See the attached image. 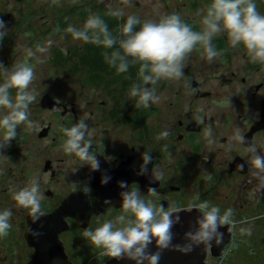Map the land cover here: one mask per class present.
Masks as SVG:
<instances>
[{"label": "flooded vegetation", "instance_id": "1", "mask_svg": "<svg viewBox=\"0 0 264 264\" xmlns=\"http://www.w3.org/2000/svg\"><path fill=\"white\" fill-rule=\"evenodd\" d=\"M39 1L0 0V19L5 22L7 31L3 39H0V64L8 66L9 61L6 62V59L28 57L25 55L26 46H39L41 42L37 41L41 37H62L67 33L64 34V30L70 24L75 26L77 18L64 20L61 13L49 11V8L39 4ZM114 1L106 0L109 5ZM259 2L262 4L264 0ZM106 11L101 8L93 13L104 17L108 15L109 11ZM50 17H53V20ZM57 49L56 47L53 50ZM87 58L93 62L95 58L101 57ZM193 61L192 65L186 67L182 79L161 80L155 86L161 99L150 108L138 106L137 98L126 96L119 100L115 95L112 101L89 103L90 107L85 111L73 103L60 102L51 93L37 95V102L42 111L50 112L53 118L42 126L38 139H34L31 131L22 125L16 139L0 153V209L11 208L13 211L12 229L7 237L0 239V264H32L35 253L28 237L32 220L30 212L18 207L9 191L10 188L27 185L15 182L17 170L23 177L39 173L45 175L49 187L44 190L42 209L47 214L56 212L68 198L74 195L78 197L77 216L65 218L70 228L60 234L68 259L74 264H78L80 241L85 243L89 250L94 247L90 240L79 239L78 230H91L97 220L113 219L118 215L117 211H123L120 207V181L127 182L130 191H139L143 199L151 197L154 203L164 207L169 204L186 207L190 202L207 200L212 205L219 206L222 212L223 208H232L236 226L239 227L264 218V187L254 175L256 170L250 162L247 145H236L234 149L228 150V137L239 126L246 138V144L254 142L258 149L264 151V128L251 134L256 124L262 120L264 64L250 60L247 64V69L254 70L263 77L256 84L254 100L250 102L255 118L248 122L233 123L230 118L224 117L223 110L218 107L223 99L220 95L224 91L235 89V94H238L239 98L243 97V103L240 104L247 106L248 102L244 101L242 95L245 92L243 85L248 84L247 77H243L241 82L236 81L243 84L242 88L238 84L237 87L227 86L225 89L222 82L208 74L205 64L208 60L195 57ZM79 62L81 64L77 57V65ZM12 63L14 65L17 61L9 62L10 65ZM89 67V71L83 70L87 73L84 74L87 87L97 83H122L128 78V73L136 71V68L139 70L140 65L135 64L136 68H129L128 72L120 74L110 65L103 64L101 68H95L94 64H91ZM75 75L83 77L80 71ZM233 75L236 74L233 72ZM107 77L110 80H107ZM2 79L3 76L0 75V81ZM213 83V88L208 86ZM131 87L123 84L115 91L127 94ZM15 90H11L13 97ZM262 92L258 98V94ZM47 94L56 101L54 108L42 106V98ZM85 117L92 132L89 137L92 140L90 151L97 155L100 161L99 171L91 170L78 157L64 153L61 147L66 139L62 128L71 127ZM209 129L211 137L205 135ZM165 130L170 134L166 138L157 139ZM41 132L44 136H41ZM209 140L214 142L209 143ZM37 144L40 146L38 150ZM144 152L151 153L153 159L148 165L149 172L139 175ZM35 154L43 158L39 166L40 171L25 163L27 157ZM153 168L162 170L160 181L153 179ZM104 175L110 176L111 180L108 184L101 185ZM10 177L13 181L8 180ZM85 186L92 189L91 203L89 197L83 194ZM150 187L156 188V196L148 193ZM223 188L230 191L225 196ZM83 199L87 201L91 213L89 220L81 218L79 205ZM224 199L229 200L230 207L224 205ZM105 200H110L111 204L106 205ZM179 215L195 221L197 213L193 210L192 213L182 212ZM69 232H72L71 237Z\"/></svg>", "mask_w": 264, "mask_h": 264}, {"label": "clouds", "instance_id": "2", "mask_svg": "<svg viewBox=\"0 0 264 264\" xmlns=\"http://www.w3.org/2000/svg\"><path fill=\"white\" fill-rule=\"evenodd\" d=\"M101 3L104 0H100ZM133 0H122L123 6L111 9L108 14L123 19L126 15L124 6L131 5ZM201 31L184 22L180 14L171 13L159 16L157 19L141 20L137 15L128 14L120 27L119 39L109 31L104 20L90 14L81 27L69 25L65 31L70 33L74 40L93 43L106 49H113L111 54L105 53L106 62L114 67L118 74L126 73L130 65L139 64V78L141 84H133L129 95L137 98V105L150 108L159 103L161 97L156 93V85L161 80H180L184 77V61L199 45L203 49L205 59L209 62L217 59L222 53L212 41L221 33H227L230 46L235 49L243 46L248 59L253 63L264 64V14L257 10L256 0H212L206 11L201 12ZM137 26H139L137 30ZM7 34L6 24L0 19V39ZM118 44V47H115ZM48 48L37 46L36 51L27 49V56L34 58L37 63H43ZM0 150L16 139L17 129L24 126L28 130L37 127L31 118L30 108L37 100V91L32 86L35 79V69L27 61L18 62L11 69L0 64ZM16 89L13 97L11 90ZM87 117L79 120L71 127H63L66 139L62 144L64 153L74 155L88 165L91 170H100V161L97 155L90 151L92 132L86 122ZM170 133L165 130L157 139L166 138ZM206 136L211 137L209 129ZM209 140V143H213ZM236 145H247L250 153V162L255 177L264 187V151L256 144H246V138L241 128L237 126L233 134L228 137V150ZM143 163L139 175L149 172L148 165L152 162L151 153H143ZM243 168V165H241ZM162 170H151L154 180L160 181ZM2 174V173H0ZM111 177L104 175L101 185L110 182ZM122 189V213L113 219L106 220L95 230L85 229L84 237L90 240L96 248L103 249V254L115 258L117 261L128 260L134 264H160L165 250L176 251L183 255L190 254L194 248L202 247L204 252L211 251L214 246L224 243L225 228L231 234L236 227L234 211L227 208L221 211L219 206L212 205L207 200L190 202L186 207L169 204L164 207L152 200H145L139 191L129 190L127 182L120 181ZM12 199L20 208L28 209L32 223L40 221L45 215L42 209L44 195L41 192V177L35 176L28 185L10 188ZM148 193L157 195L156 188L150 187ZM83 194L93 201L92 189L85 186ZM110 205V200H105ZM196 210L194 224L184 232L183 244L173 243L174 226L181 223L182 212L192 213ZM11 208L0 209V239L7 237L12 229ZM241 235H252L251 227H240ZM34 238L42 235L41 232L30 230ZM155 244V251L151 247Z\"/></svg>", "mask_w": 264, "mask_h": 264}, {"label": "rangeland", "instance_id": "3", "mask_svg": "<svg viewBox=\"0 0 264 264\" xmlns=\"http://www.w3.org/2000/svg\"><path fill=\"white\" fill-rule=\"evenodd\" d=\"M136 2H138L136 4ZM212 0H133V3L128 6H124L125 17L127 18L128 14L137 15L141 18V20L146 19H157L159 16L164 14L178 13L182 17L185 23L189 24L194 31H201V12L206 11L207 7L211 4ZM39 4L47 6L49 11H55V14L61 13V16L64 20L72 19V17L77 18V22H75V26L81 27L90 14H94V11H98L101 8L110 11L111 9L118 8L123 6L122 0H115L111 5H109L106 0L103 3L100 0H40ZM108 4V5H107ZM257 10L264 14V10L262 8L261 2L256 0ZM106 11V12H107ZM72 14V15H71ZM100 16V15H99ZM104 22L107 24L109 31L115 36V29H120L122 23L120 18L113 17L111 15H105L104 17L100 16ZM53 20V17H50ZM66 24V23H64ZM139 26H137L138 30ZM117 30V31H118ZM120 34V33H119ZM49 37V38H46ZM38 39V42H41L39 46H44L48 48V52L45 54L37 53V55L47 56V59L44 60L43 63H37L34 58L30 57H12L10 59H6V62H23L27 61L34 66L35 69V79L33 81V87L36 89L38 94L51 93L60 102H68L77 105L80 109H85L90 107L89 103L92 102H100V101H112L116 95V98L122 100V98L129 95L125 94L121 91H115L120 85L123 84L129 86H133V84H141L142 81L139 78L138 72L139 70L135 67V65H130V69L136 68L134 71L136 74L134 75L133 70L128 73V78L126 81H122L119 84H111L107 83L96 84L95 86L87 87L85 85V80L87 78L84 77L83 70H90L89 65L98 64V67L101 68L104 65L109 66V64L105 60V53L109 55L113 51V49H106L103 46H95L97 47L96 52L99 53L100 59H95L86 62L83 61L81 64L77 65V57H91L88 53V46H92V43H86L80 40H74L70 33H66L64 36H46ZM119 39V37H117ZM213 45L221 51V55L212 62H205L207 64L208 74H211L217 78V81L223 83L225 89L227 86L231 88V86L237 87L238 84L242 88V83H237L236 81L241 82L243 77H247L248 84L243 85L244 93V101H247V106L240 104L243 103V97L239 98L238 94H235L237 91L235 89H229V91H224L220 95L223 99L218 106L223 110L225 114V118H230L233 123H241L244 121H250L255 118L254 112L252 111L251 100L253 99V93L256 91V84L260 82L263 77L260 74H257L256 71L247 69V64L249 63V59L246 54V50L243 46H239L233 49L227 37V33H221L214 37L212 41ZM27 43H25V46ZM58 48L57 50H53L54 48ZM118 47V44L115 46ZM37 47L26 46L25 47V55H27L26 50L32 49L36 51ZM62 50L63 54L60 56L58 53ZM197 57L200 60L205 58L203 49L199 45L189 54V56L184 61V71L189 64H193V59ZM203 57V58H202ZM247 57V59L245 58ZM8 62L9 69L12 68L13 63L10 65ZM95 67V66H94ZM77 71H80L83 74V77H77L75 74ZM233 72L236 74L233 75ZM235 77H238L235 79ZM110 80V78H106ZM216 83V82H215ZM208 84L209 87L213 88L215 85ZM221 84V83H220ZM222 85V84H221ZM245 86V87H244ZM86 87V88H85ZM15 90V95H16ZM114 92H117L116 94ZM263 94H258V98ZM38 103V104H36ZM34 106H31V118L36 122L37 127L34 130H30L34 139H38V133L41 130L44 124H47L53 118L51 113H45L42 111V108L37 102ZM72 106V104H69ZM20 128L17 129V135H19ZM42 145V144H41ZM7 147V146H6ZM5 147V148H6ZM40 146L37 144L36 150H38ZM3 150V149H2ZM0 150V153L1 151ZM43 158L39 155H32L26 158V165L34 167L36 170H39V166L42 163ZM17 165H19L17 163ZM2 171V170H1ZM35 176L41 177V192L49 187L46 184V177L43 174H36L34 176L23 177L19 171L17 170L15 173V182L23 183L24 185L31 181V179ZM8 180L13 181V178H9ZM223 196H225L230 191L223 188L222 189ZM151 200V197L145 199ZM228 201L224 199V205L229 206ZM49 204V203H47ZM43 207V204H42ZM230 207V206H229ZM225 210V208H223ZM118 214L122 213L120 211ZM109 219H100L93 223L91 230H95L97 227L101 226L103 222ZM240 227H251L252 235H241L239 232ZM236 226L232 231V240H234L235 244L233 247L232 253H230L225 264H264V218L256 219L246 226ZM84 231L78 230V237L82 240L84 237ZM69 237L72 236V232L68 233ZM103 251V249L96 248L95 246L90 250L87 248L86 244L80 241L79 246V256L77 262L78 264H88L89 262H93L94 264H107L108 259L110 257L105 256L103 259H96L97 255H99Z\"/></svg>", "mask_w": 264, "mask_h": 264}, {"label": "water", "instance_id": "4", "mask_svg": "<svg viewBox=\"0 0 264 264\" xmlns=\"http://www.w3.org/2000/svg\"><path fill=\"white\" fill-rule=\"evenodd\" d=\"M56 101L49 94L42 98V106L45 108H54ZM264 128V107L262 110V120L256 124L253 129V134L259 129ZM46 134V133H45ZM41 136L44 133L41 132ZM77 196L68 198L65 203L54 213L47 214L41 217L40 221L33 224L31 220L30 230L41 232L42 235L38 238H34L28 231V237L30 239L32 247L35 249L32 264H74L69 261L68 255L65 251L63 241L60 239V234L69 230V226L66 222L67 216H77ZM82 219H90L91 213L89 212L88 203L85 199L81 200L79 205ZM76 211V212H75ZM181 216V215H180ZM194 224V221H190L187 217L181 216V223L174 226L173 232L176 234L173 243L183 244L182 239L184 232L188 231L190 226ZM225 232L224 243L219 247L214 246L211 251L204 252L202 247L194 248L193 252L187 255H183L176 251L165 250L162 254L160 264H209L207 258L209 255L219 256L229 243L232 233H227L226 226L221 229ZM151 247L152 251H155V244ZM107 264H134L132 261L111 259Z\"/></svg>", "mask_w": 264, "mask_h": 264}, {"label": "built area", "instance_id": "5", "mask_svg": "<svg viewBox=\"0 0 264 264\" xmlns=\"http://www.w3.org/2000/svg\"><path fill=\"white\" fill-rule=\"evenodd\" d=\"M232 236L231 239L229 241V243L226 245L225 249L222 251V253L219 256H212L209 255L207 261L209 262V264H225L230 253H232L233 251V247H234V240H232ZM106 255L103 254V251H101V253L99 255H97L96 259H103ZM108 257V256H107ZM113 260L115 258H110L109 260ZM88 264H94L93 262H89Z\"/></svg>", "mask_w": 264, "mask_h": 264}, {"label": "trees", "instance_id": "6", "mask_svg": "<svg viewBox=\"0 0 264 264\" xmlns=\"http://www.w3.org/2000/svg\"><path fill=\"white\" fill-rule=\"evenodd\" d=\"M262 5V8H263V10H264V3H262L261 4ZM124 21L125 20H123V21H121V23L123 24L124 23ZM118 29H115L114 31L116 32L115 33V36L114 37H119L120 36V29L117 31ZM66 33V31L64 30V34ZM93 44V43H92ZM95 46H97L96 44H93L92 46H88V53H89V55L91 56V57H99V53L98 52H96V50H97V47H95ZM59 54H60V56H62V54H63V52H62V50H60L59 52H58ZM95 59H98V58H95ZM94 59V60H95ZM86 60V62H88V61H90V59L88 60V58L87 57H80V61H81V63L83 62V61H85ZM94 64V63H93ZM94 66H95V68L98 66V64H94Z\"/></svg>", "mask_w": 264, "mask_h": 264}, {"label": "bare ground", "instance_id": "7", "mask_svg": "<svg viewBox=\"0 0 264 264\" xmlns=\"http://www.w3.org/2000/svg\"><path fill=\"white\" fill-rule=\"evenodd\" d=\"M208 259V258H207ZM208 262V261H207ZM209 263V262H208Z\"/></svg>", "mask_w": 264, "mask_h": 264}]
</instances>
